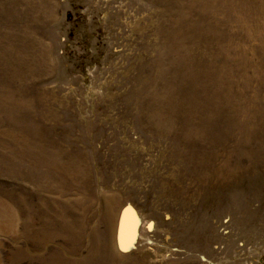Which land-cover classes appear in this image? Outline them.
Returning a JSON list of instances; mask_svg holds the SVG:
<instances>
[{
	"label": "rangeland",
	"instance_id": "1",
	"mask_svg": "<svg viewBox=\"0 0 264 264\" xmlns=\"http://www.w3.org/2000/svg\"><path fill=\"white\" fill-rule=\"evenodd\" d=\"M56 186L81 238L43 254L264 264V0H0V264Z\"/></svg>",
	"mask_w": 264,
	"mask_h": 264
},
{
	"label": "bare ground",
	"instance_id": "2",
	"mask_svg": "<svg viewBox=\"0 0 264 264\" xmlns=\"http://www.w3.org/2000/svg\"><path fill=\"white\" fill-rule=\"evenodd\" d=\"M74 170L75 169L73 168V171ZM67 171L71 173L70 169H68ZM52 173L53 174L56 173L54 169H52ZM50 190L54 192L53 195L55 196L56 200L54 198L49 199V197L48 198L41 197L38 198V200H36L37 201L36 205H33L32 202L30 201L26 202L25 200H22L21 197L17 200L14 199L17 208L20 212V219L18 222L19 223L18 235H20L26 241L25 247L22 248V253H20V248L18 249L17 253L18 254L20 253L23 256L28 254L29 252H33V251L36 252L40 250L41 254L38 255L39 264H84L82 263L83 259L81 258L78 252V248L75 246H70L68 248L67 252L70 256L69 258L65 256L66 252L63 251L64 246H62L61 243L55 245V246H59V248L51 250L47 255L42 253V250L43 251L45 250L49 242L53 241L59 236L63 237L64 241H68V243L70 242L72 243L73 241L75 242L81 238V233H80L81 228L80 231L76 230L77 228L75 226L76 223L68 218V213H67V212H73L74 202L68 200L67 198H61L66 193L59 190L58 186L50 187ZM57 193H59L61 196L59 197ZM22 201H24V205L22 204L23 207L21 206ZM0 205L4 209L3 214L5 215V218L13 226L15 224V217L13 214L14 210L12 211L11 207L3 199H0ZM33 208H36L37 211H35V209ZM128 209L123 212V215L121 217L119 229H118V237L122 236L123 232L125 230L126 231L129 230L130 227H135L136 221L139 220L137 232H139L138 235L139 241H142L146 238L143 232V228L141 226V221L143 219H141L139 215L133 213L131 209L130 211H128ZM2 216L3 215H0V221L2 220ZM132 222L134 223L132 224ZM77 225L79 227L80 222ZM0 227H1V223H0ZM120 246H122V248H125L123 243H120ZM77 253L79 255L74 256V254ZM110 254L113 256L111 251Z\"/></svg>",
	"mask_w": 264,
	"mask_h": 264
}]
</instances>
